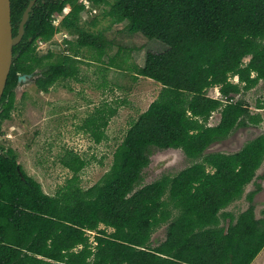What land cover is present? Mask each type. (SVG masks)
<instances>
[{
  "label": "trees",
  "instance_id": "1",
  "mask_svg": "<svg viewBox=\"0 0 264 264\" xmlns=\"http://www.w3.org/2000/svg\"><path fill=\"white\" fill-rule=\"evenodd\" d=\"M13 1L12 21L20 13ZM88 1L91 10L100 8L96 16L79 0H63L46 6L47 17L30 19L26 32L32 40L13 60L0 98V135L14 108L17 73L44 67L34 84L44 92L59 80L77 78V59L49 50L39 55L38 40H50L62 28L77 44L96 49L97 60L104 56L103 31L84 26L83 17L91 26L99 16L124 23L163 43L158 51L147 50L142 66L134 68V77L161 88L127 129L108 171L86 188L75 182L86 163L76 152L66 150L59 159L72 178L48 194L17 162L15 150L0 144V264H250L264 248V216L256 218L253 203L261 189L246 194L249 204L238 216L222 213L224 226L219 212L255 177L264 159V135L233 153L205 150L237 124L262 120L234 96L264 82V0ZM67 3L68 14L55 26ZM212 87L221 98L208 96ZM215 111L218 124L207 126ZM97 112L85 121L95 142L106 137L107 125L103 110ZM152 148H179L195 161L141 184ZM163 224L164 239L152 245V234ZM86 230L94 232L95 244Z\"/></svg>",
  "mask_w": 264,
  "mask_h": 264
},
{
  "label": "rangeland",
  "instance_id": "2",
  "mask_svg": "<svg viewBox=\"0 0 264 264\" xmlns=\"http://www.w3.org/2000/svg\"><path fill=\"white\" fill-rule=\"evenodd\" d=\"M99 10L96 8V12L91 15L96 16ZM83 19L84 26L92 31H103L108 41L104 56L97 60L96 49L77 44L69 33H63L67 35L64 41L52 36L50 40L57 42L53 52L78 60L77 78L59 80L47 92L39 91L34 85L35 79L42 76L44 67L35 68L31 80L14 87L11 117L1 123L3 134L0 135V144L15 150L17 162L48 194H54L73 176L59 161L66 150L76 152L86 161L76 174L75 182L82 188L97 182L108 171L113 152L127 129L157 97L161 88L152 79L134 77V68L142 66L147 50L158 51L163 43L129 31L124 23L111 24L107 18L99 16L98 22L91 26ZM48 45V40L40 45L37 43L38 54H46L50 48ZM247 60L248 57H245L244 61ZM215 92V88H209L207 94L214 96ZM234 99L242 100L250 113H259L263 117L262 122L258 126L234 129L223 140L212 143L206 152L232 153L247 140L264 133V109L256 107L259 102L264 104L262 81L254 88L237 94ZM97 110L99 115L100 110H103V116L107 119V125L102 127L106 137L99 142L94 141L90 128L85 125L88 118H96ZM110 110H114L111 116L108 114ZM219 117L218 111L213 112L209 124H218ZM98 120L101 122L102 119ZM149 160V165L142 171L141 184L149 183L163 174L174 175L195 161L186 157L180 149L157 148L151 149ZM263 171L264 161L252 181L245 185L241 197L219 212L220 226L227 224L222 213L230 212L232 216H238L248 206L246 194L253 189H261L253 199L255 216H264V177H260ZM165 228L163 224L154 231L152 245L164 239ZM263 257L264 248L250 264L258 263Z\"/></svg>",
  "mask_w": 264,
  "mask_h": 264
},
{
  "label": "water",
  "instance_id": "3",
  "mask_svg": "<svg viewBox=\"0 0 264 264\" xmlns=\"http://www.w3.org/2000/svg\"><path fill=\"white\" fill-rule=\"evenodd\" d=\"M31 3L32 2H30V5L24 11L21 23L19 24L18 27L17 34L13 35L12 26H11L10 0H0V98L6 84V80L11 64L15 58V54H13L12 48L15 44L19 42V39L21 38V35L24 30V24L30 12ZM31 79H32L31 73L18 74L17 84L26 82ZM215 142L218 141H214L212 143ZM211 144H209L208 147ZM167 149H179V148H167ZM205 153L208 152H206L205 150Z\"/></svg>",
  "mask_w": 264,
  "mask_h": 264
},
{
  "label": "flooded vegetation",
  "instance_id": "4",
  "mask_svg": "<svg viewBox=\"0 0 264 264\" xmlns=\"http://www.w3.org/2000/svg\"><path fill=\"white\" fill-rule=\"evenodd\" d=\"M11 1V0H10ZM62 1L63 0H14L13 1V6H14V8L15 9H17V10H19L20 11V13H18V12H16V15H15V19L12 21V17H11V26H12V34L13 35H16L17 34V31H18V27H19V24L21 23V20H22V17H23V14H24V11L28 8V6L30 5V2H32L31 3V7H30V12H29V15H28V18H27V20H26V22H25V24H24V30H23V33H22V35H21V38L19 39V42L17 43V44H15L14 46H13V48H12V52H13V54H15V58L18 56V54H19V51L21 50V49H23L24 47H25V45H26V43H27V41H31L32 40V36L31 35H27V32H26V30H27V26H28V24H29V21H30V19L35 15V16H37V15H40V16H44V17H47V11H48V9H47V5H50V4H60V3H62ZM65 6H68V7H70L69 6V4L67 3ZM64 6V7H65ZM63 7V8H64ZM70 10V9H69ZM69 10L67 11V14H68V12H69ZM10 11H12V5H11V2H10ZM57 17H59V22H58V25L60 24V22H61V20H62V14H60V15H58ZM25 37H26V39H25ZM37 48V47H36ZM35 48V49H36ZM36 51H37V49H36ZM38 53V52H37ZM14 58V59H15ZM22 73V72H21ZM21 73H17V75L18 74H21ZM27 74V73H26ZM260 81H262V80H260ZM262 83L264 84V82L262 81ZM259 110L260 109H264V108H258ZM220 116V115H219ZM211 117V116H210ZM209 117V118H210ZM262 120H263V117H262ZM262 120H261V122H262ZM260 122V123H261ZM259 123V124H260ZM258 124V125H259ZM216 125V124H215ZM249 125H252V124H248V125H239V124H237L233 129H232V131L234 130V129H236V128H240V127H246V126H249ZM258 125H252V126H258ZM207 126H214L213 124H209V119H208V121H207ZM232 131H230V133L232 132ZM229 133V134H230ZM228 134V135H229ZM261 134H263L264 135V133H261ZM261 134H258L257 136H259V135H261ZM227 135V136H228ZM226 136V137H227ZM257 136H255V137H253V138H251V139H249V140H252V139H254V138H256ZM249 140H247V141H249ZM246 141V142H247ZM245 142V143H246ZM244 143V144H245ZM243 144V145H244ZM242 145V146H243ZM241 146V147H242ZM240 147V148H241ZM239 148V149H240ZM238 149V150H239ZM234 152H236V151H234ZM233 153V152H232ZM263 161H264V159H263ZM262 161V162H263ZM262 164V163H261ZM261 166V165H260ZM259 166V167H260ZM254 199V198H253Z\"/></svg>",
  "mask_w": 264,
  "mask_h": 264
},
{
  "label": "built area",
  "instance_id": "5",
  "mask_svg": "<svg viewBox=\"0 0 264 264\" xmlns=\"http://www.w3.org/2000/svg\"><path fill=\"white\" fill-rule=\"evenodd\" d=\"M80 2H82L83 3V5H84V8L86 9V11L91 15V13L92 12H96V8H93L92 10H91V7H90V2L88 1V0H79ZM70 9V7H68V6H65L63 9H62V18L67 14V11ZM58 22H59V17H55L54 18V20H53V24L55 25V26H58ZM61 30H64V29H60V30H58V31H55V33H54V35H53V37L54 38H58V40L59 41H64V40H66L67 39V35L66 34H63V33H68L67 31H65L64 30V32H62ZM38 45H40V44H43V43H46V41H43V40H38ZM55 43H57V42H52L51 40H48V47H50L48 50L49 51H51V52H53L54 51V46H55ZM47 50V51H48ZM53 53H55V52H53ZM236 78V77H235ZM235 82H236V80H235ZM213 88H215V94L216 95H214V96H211V95H208V96H210V97H213V98H221V96H220V93H219V91H218V88L217 87H213ZM101 228H103V226L101 225L100 226ZM108 230L110 231L111 229L110 228H108ZM86 234L87 235H89V240H90V242H92L93 244H95V242H94V239H93V235H94V232L93 231H90V230H86Z\"/></svg>",
  "mask_w": 264,
  "mask_h": 264
},
{
  "label": "crops",
  "instance_id": "6",
  "mask_svg": "<svg viewBox=\"0 0 264 264\" xmlns=\"http://www.w3.org/2000/svg\"><path fill=\"white\" fill-rule=\"evenodd\" d=\"M243 210H244V209H243ZM263 261H264V257H263L258 263H256V264H262Z\"/></svg>",
  "mask_w": 264,
  "mask_h": 264
},
{
  "label": "clouds",
  "instance_id": "7",
  "mask_svg": "<svg viewBox=\"0 0 264 264\" xmlns=\"http://www.w3.org/2000/svg\"><path fill=\"white\" fill-rule=\"evenodd\" d=\"M213 88V87H212Z\"/></svg>",
  "mask_w": 264,
  "mask_h": 264
}]
</instances>
